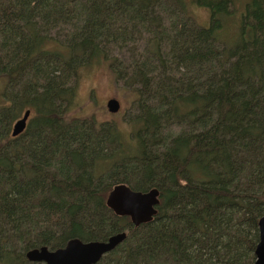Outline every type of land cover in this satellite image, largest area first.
<instances>
[{"label": "trees", "instance_id": "16d2710c", "mask_svg": "<svg viewBox=\"0 0 264 264\" xmlns=\"http://www.w3.org/2000/svg\"><path fill=\"white\" fill-rule=\"evenodd\" d=\"M95 67L124 131L69 116ZM119 184L159 191L152 222L108 210ZM263 217L264 0H0V264L123 232L98 264H253Z\"/></svg>", "mask_w": 264, "mask_h": 264}, {"label": "water", "instance_id": "95a60500", "mask_svg": "<svg viewBox=\"0 0 264 264\" xmlns=\"http://www.w3.org/2000/svg\"><path fill=\"white\" fill-rule=\"evenodd\" d=\"M119 102L111 99L106 104L110 114L119 111ZM30 111L27 110L11 126L12 138L22 134L28 123ZM159 191L150 189L138 192L124 184L114 186L106 199V207L116 217H126L131 225L137 228L152 222L157 214L159 205ZM259 241L256 245L253 264H264V217L258 222ZM126 238V234L119 233L110 236L105 241L82 242L78 239L69 240L63 248L49 250L46 247L31 249L25 253V259L34 264H98L103 256L113 251Z\"/></svg>", "mask_w": 264, "mask_h": 264}, {"label": "rangeland", "instance_id": "374dc122", "mask_svg": "<svg viewBox=\"0 0 264 264\" xmlns=\"http://www.w3.org/2000/svg\"><path fill=\"white\" fill-rule=\"evenodd\" d=\"M194 17L200 25H207L206 10L196 9ZM111 99L119 102L120 108L116 114H110L106 109V104ZM132 100V92L122 87L121 84L117 85L113 82L107 68L95 67L84 70L79 76L76 82L75 108L70 111L69 116L73 115L80 119L93 117L98 122H113L124 131L127 129L126 121L134 115ZM29 264L34 263L29 262Z\"/></svg>", "mask_w": 264, "mask_h": 264}]
</instances>
